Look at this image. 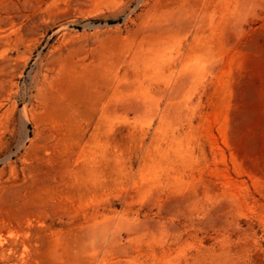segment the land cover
<instances>
[{
    "label": "rangeland",
    "instance_id": "1",
    "mask_svg": "<svg viewBox=\"0 0 264 264\" xmlns=\"http://www.w3.org/2000/svg\"><path fill=\"white\" fill-rule=\"evenodd\" d=\"M0 264H264V0H0Z\"/></svg>",
    "mask_w": 264,
    "mask_h": 264
}]
</instances>
